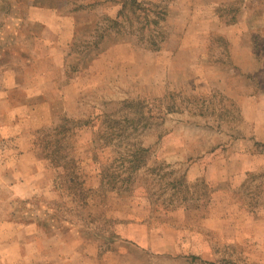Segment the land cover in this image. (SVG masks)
<instances>
[{
	"label": "rangeland",
	"instance_id": "1",
	"mask_svg": "<svg viewBox=\"0 0 264 264\" xmlns=\"http://www.w3.org/2000/svg\"><path fill=\"white\" fill-rule=\"evenodd\" d=\"M1 1L0 126L13 118L4 111L20 109L23 129L0 131V207L21 224L6 227L0 215L1 245L12 250L0 264H264V98L247 100L264 94V33H249L260 65L247 75L233 64L243 50L216 33L235 25L243 42V1L125 0L112 30L105 19L119 13H101L111 3H62L61 16L91 27L51 50L56 81L28 93L7 91L15 81L6 79L34 75L33 34L43 35L20 7L13 43L16 5ZM61 124L72 130L68 145L51 137ZM57 141L52 166L45 156ZM26 152L43 161L39 184L6 165ZM65 158L78 160L82 199L55 166ZM13 182L29 183L18 189L26 195L12 197Z\"/></svg>",
	"mask_w": 264,
	"mask_h": 264
},
{
	"label": "crops",
	"instance_id": "2",
	"mask_svg": "<svg viewBox=\"0 0 264 264\" xmlns=\"http://www.w3.org/2000/svg\"><path fill=\"white\" fill-rule=\"evenodd\" d=\"M3 1L4 0H2L1 2ZM9 1L11 3L12 2L15 3L16 5L14 6L15 11H14L13 17L18 19V20H15L14 23L18 24L19 22V24L14 26V27H17V29L10 28L12 33L10 32V34H8L9 36L7 37H9L11 41L14 43L16 37L18 36V33H17L18 30H19L18 37L21 38L22 36L21 32H23L22 31L23 27L19 21V20H22L20 19L21 14H22V11H21L22 7L23 8L27 7L26 8L27 19L31 24H34L33 28H35V31H36L35 33L40 34V32H42L41 35H43V37L40 38L39 35L37 36V34H33L35 35L34 37H36L35 39L33 38V40L36 41L35 43L36 47L35 48L31 47L32 48L31 50L37 54V59H35L34 61V64H35L34 75L31 76L28 73L25 75V73H23L22 78H17L15 76L14 78L10 77L11 80H9L8 78L6 79L8 83H12L15 81V85H9L7 88V91L15 92L16 90L17 91L20 90L23 93H28V90H27L29 89L28 86L39 87V84L41 83H51L49 82L48 79H51L52 82L56 81L54 78L55 75H51L49 72V66H50L49 64L55 59L53 56V52L51 50H55V51L59 50L58 48L59 46L65 47V48L68 47L69 44L72 42L73 38L76 36V33L81 32L79 30L84 29L85 25H87V29H89L91 27L90 25L92 22L86 21L87 23L85 22L82 26V25H77V19H75V15L74 17L71 16L72 18L69 16H61V13H60L61 6L59 5L62 3H65V6L70 5L72 4V2H75L74 0H9ZM95 1H96L95 3H102V4L105 3L106 5L111 3L110 7H112V10L110 11L105 10V7L102 6L103 11L101 13H103V15H109L112 18L118 15L119 13L118 9L124 3L125 0H95ZM242 1H243V42L237 41L238 38H235L237 29L235 31L231 30L232 27H234L235 25L234 26L228 25L227 27L228 29L222 30L223 32H220V30H217L216 33H221V34H224L225 36H229V39L231 41L230 42L231 47L234 51L243 50V59H242L241 54L235 53L233 56V64L234 66H237L239 68L243 67V71L247 75L248 70L252 66L255 67V66L260 65V64H256L258 61V57L256 53L257 49L255 48V44L252 41H249L248 37L249 35H251L249 33H252V34L258 33V32L264 33V0H242ZM253 3H255L254 5L255 7L253 6L248 7V4H253ZM17 7L19 8V10L16 9ZM18 13L20 15H18ZM6 17H8L9 19L12 18L9 15ZM76 18H77V15H76ZM72 19L74 20L72 21ZM234 22L231 23L230 25H233ZM6 24L8 26L9 23H6ZM36 29H38V31ZM240 31L241 30H239V32ZM237 45H239V48ZM13 47L15 50L20 49L17 42L13 45ZM45 48H50V51L48 52ZM6 50H8V48ZM4 52H5V55H7V52L6 51ZM5 55L3 54V57H5ZM7 68L10 70L9 67ZM258 72L259 73L257 76L261 77L260 73L262 71L258 70ZM11 75L12 74H9L8 76H11ZM260 77L259 78L255 77L254 80H251L250 78H247L245 76V78L243 77V80L245 83L253 81L252 83L254 84L259 83V85L262 86L263 81L260 80L261 79ZM30 89H33V88H30ZM260 94H255V95L253 94L252 97H250L251 95H249L247 99L248 102L251 103L252 100L258 101V99L264 98V94H261V96ZM41 96H42V92L38 94V98H40ZM257 101L254 103L256 108H258ZM19 112H20V109H13L9 113L7 111H4L3 113H5V115H8V116L13 115V118L9 116V120H7V125L2 124L3 126L2 125L0 126V131H4L3 133H7L10 131V135L18 134V132L20 133L23 129L22 128L23 123L20 120V118H18ZM10 135L7 134V136H10ZM12 155L13 156L9 160L10 163L7 162L6 165L11 166V160H14L15 162H13L14 163L13 167H15V170H16L15 173L17 174V176H20V177L26 176L29 179H31L30 181H33V182L36 181L39 184V179L44 177L45 175L43 173V168H44L43 161H41L39 157H36L31 152L21 153V155L20 154H15V155L12 154ZM23 184H18L14 182L12 184L6 183L8 191H9L8 193H10L12 197L22 198L21 196L26 195V194H24L23 192L20 193L18 189H21L23 187L30 185L29 183H26L24 185ZM44 184H46V182H44ZM28 192L30 193L29 190L27 191V194ZM5 200H7L8 202L10 199H5ZM2 207H0V215L1 217L3 216L2 218L3 220L5 216L11 215V212H10V208H4L5 203H3ZM5 219L6 220L4 221L0 220V222L2 221L6 227L9 226V223H11L12 225L15 224L18 227L19 224L12 223L7 217H5ZM31 225H33V223L28 224V227H31ZM19 226L21 227V224ZM4 239L5 238H3V240ZM6 242L7 241H5V243ZM1 243H4V242L0 241V247H2ZM7 245L9 246V243ZM11 251L12 250L10 251L8 250L7 246L3 245V247L0 248V260H4Z\"/></svg>",
	"mask_w": 264,
	"mask_h": 264
},
{
	"label": "trees",
	"instance_id": "3",
	"mask_svg": "<svg viewBox=\"0 0 264 264\" xmlns=\"http://www.w3.org/2000/svg\"><path fill=\"white\" fill-rule=\"evenodd\" d=\"M136 5V1L135 0H126V2L124 3V8L127 6V5ZM123 8V9H124ZM122 14H123V11L119 12V15L118 17H116V19L112 20V19H105L108 24L110 23V27L109 29H116L117 26L121 23V18L122 17ZM101 23L100 21L96 24V29L98 27H100ZM109 26V25H108ZM102 40V39H101ZM99 45V44H98ZM98 45H96L95 47L97 48ZM68 124V123H67ZM50 131H52V135L51 137H53V139H57L58 140V137L62 140L63 143L65 144H69L68 141L69 139L72 140V134H70L72 131L67 125H64V124H61V125H57L55 127H53L52 129H50ZM44 132V131H42ZM41 133V132H40ZM45 140V141H44ZM40 139V142H41V145L44 143L45 144V149L46 150H43V151H48L47 149V145H52L50 144V142H47L48 140L45 138V139ZM62 145V144H61ZM63 146V145H62ZM60 146L59 142L57 141V144L54 145V147L56 149H54L53 147V151H49L47 156H45L46 158V161H48L49 163H51V165L53 166L54 165V160H53V157L51 154L53 153H57V154H60L61 151H63V147ZM51 153V154H50ZM65 159H68V158H65ZM64 159V162L61 163L60 165V162L56 163V167L57 168H60L62 169L63 171H70V176H66L65 177H68L69 179H67V182H69V188L68 190L71 191V194L74 195L75 197L79 198V199H82L83 198V195L87 196L86 194H84L85 190H84V186H83V183L79 181V176H78V170H79V163H78V160L75 159V158H71V159H68V160H65ZM78 188L80 189L81 188V193L78 192ZM87 199V198H86ZM84 199V201L86 200ZM87 204V203H86ZM59 223V222H58ZM63 223V222H62ZM69 224V223H68ZM71 224H69L68 226H70ZM67 228V227H66ZM65 226L63 227V224H61V226L58 227V230L61 231L63 229H66ZM69 228V227H68ZM72 228V227H71Z\"/></svg>",
	"mask_w": 264,
	"mask_h": 264
}]
</instances>
